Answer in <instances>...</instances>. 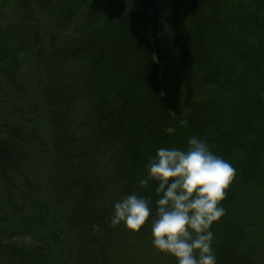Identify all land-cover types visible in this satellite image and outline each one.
<instances>
[{
	"label": "trees",
	"instance_id": "16d2710c",
	"mask_svg": "<svg viewBox=\"0 0 264 264\" xmlns=\"http://www.w3.org/2000/svg\"><path fill=\"white\" fill-rule=\"evenodd\" d=\"M190 135L235 169L217 264H264V0H0V264H176L110 217Z\"/></svg>",
	"mask_w": 264,
	"mask_h": 264
},
{
	"label": "clouds",
	"instance_id": "9594fccd",
	"mask_svg": "<svg viewBox=\"0 0 264 264\" xmlns=\"http://www.w3.org/2000/svg\"><path fill=\"white\" fill-rule=\"evenodd\" d=\"M179 123L186 126L188 121ZM164 130L176 131L172 125ZM145 167L147 175L138 184L155 182L154 207L149 197L131 192L113 203L111 224L123 223L136 232L148 223L154 250L173 257L176 264H217L210 226L225 213L220 202L234 167L197 135H190L183 148L158 147Z\"/></svg>",
	"mask_w": 264,
	"mask_h": 264
},
{
	"label": "rangeland",
	"instance_id": "374dc122",
	"mask_svg": "<svg viewBox=\"0 0 264 264\" xmlns=\"http://www.w3.org/2000/svg\"><path fill=\"white\" fill-rule=\"evenodd\" d=\"M162 14H164V19L158 24L159 30L154 35L153 30L148 27L147 28V34L151 38V42L153 45H155V40L160 44V46L164 49H167V42H166V32L168 28V16H166V12L162 11ZM161 66H163V62L160 63ZM160 66L161 70L159 72V78L162 85V91L166 95L167 99H169L171 102L175 104V110L177 112L183 113L188 106V98L187 96H184L180 93H178L176 88L177 84L174 83L172 75L170 73H164L162 71V67Z\"/></svg>",
	"mask_w": 264,
	"mask_h": 264
}]
</instances>
